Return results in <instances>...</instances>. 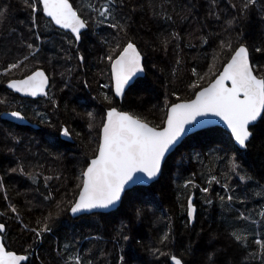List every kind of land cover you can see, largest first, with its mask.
Segmentation results:
<instances>
[{
	"label": "trees",
	"instance_id": "trees-1",
	"mask_svg": "<svg viewBox=\"0 0 264 264\" xmlns=\"http://www.w3.org/2000/svg\"><path fill=\"white\" fill-rule=\"evenodd\" d=\"M71 2L88 15L90 6L98 7L104 0ZM120 2L116 17L127 25L126 37L90 22L89 31L75 42L72 35L57 30L39 10L35 14L39 28L33 31L40 35V44H36L40 51L27 62L28 69L22 66L13 72L22 78L37 68L49 73L47 66L33 67L35 61L45 59L50 68L56 62L63 69L62 93L53 94L50 87L46 99H20L4 88L10 74H0V90L10 97L5 110L20 111L38 126L20 127L0 116V223L6 226V248L26 255L24 264H74L72 258L76 255L83 264H171L169 256H161L156 249L174 254L186 264H264L255 244L257 239L264 240V132L259 130L243 152L223 130L197 133L168 158L157 183L127 192L130 195L123 198L117 211L77 220L69 216L70 204L79 191L78 177L96 151L107 110L117 107L151 126L162 127L166 101L171 104L192 99L219 74L228 56L221 52L213 60V53L219 52L217 45L222 39L245 43L255 64L262 56L254 48L264 47V0H257L246 15L239 12L241 0ZM0 5L11 6L6 18L0 19L2 72L7 63L26 52L21 39L24 28L30 30L33 25L30 10L22 0H0ZM165 15L172 20H165ZM230 20L234 21L231 26ZM105 29L111 35L100 40L97 32ZM172 33H178L181 39H170ZM111 38L121 46L127 39L133 40L146 60L145 67L151 65L146 67L145 78L136 82L122 102L113 95L110 62L105 58L111 50H107ZM166 38L169 42L165 48ZM61 44L64 49L59 47ZM79 55L85 57L84 63ZM193 67L200 76L192 74ZM192 83L198 87H190ZM102 84L109 87L102 88ZM64 128L69 130L71 142L62 139ZM2 142L7 143L6 149L1 147ZM233 158L240 165L239 175L232 171ZM20 166L24 173L11 171ZM213 176L219 183L209 185ZM240 176L246 178L241 180ZM45 177L51 179L46 181ZM190 179L198 187H185ZM225 183L228 188L222 186ZM203 187L210 191L201 192ZM189 195L199 206L193 224L187 215ZM228 195L233 196L231 202ZM207 199L212 202L206 203ZM10 205L17 209L18 218ZM50 213L51 231L36 239L29 229L40 227ZM233 233L242 234L246 246L235 240ZM124 235L129 239L124 240ZM165 235L170 236L166 245L160 242Z\"/></svg>",
	"mask_w": 264,
	"mask_h": 264
},
{
	"label": "snow or ice",
	"instance_id": "snow-or-ice-1",
	"mask_svg": "<svg viewBox=\"0 0 264 264\" xmlns=\"http://www.w3.org/2000/svg\"><path fill=\"white\" fill-rule=\"evenodd\" d=\"M23 5L30 10L31 23L33 28L38 29L39 25L36 19V13L39 10L43 15L50 18L49 23L58 26L59 29L68 30L75 42L82 39L83 31L89 28V24L95 23L107 26L123 33L127 36V25L121 24L116 17V11L121 7L120 0H104V3L97 6H90L91 12L84 15L79 9L74 8L70 0H22ZM257 5V0H241L239 12L246 15L247 12ZM42 6V7H40ZM235 8L236 5H233ZM10 5H0V19L6 18L10 12ZM92 13L95 15L93 16ZM156 14V13H154ZM165 20H172L170 15L164 16ZM234 21H228L229 26ZM32 31V29H30ZM35 39L39 40V35L33 33ZM170 39L179 41L181 37L178 33H172ZM169 38L163 40L165 48ZM235 42V46L234 45ZM207 43V40H204ZM22 47L26 52L13 62L7 63L0 74L7 75L13 70L27 68V62L30 58L36 57L40 48L33 42L21 39ZM179 45L177 44V47ZM119 49L117 54L116 49ZM219 52L213 53V60L221 52H226L228 59L223 66L222 71L208 86L203 87L195 93L193 99L183 102H173L166 104L165 117L162 120V127L149 126L147 122L126 111H120L116 107H111L102 118L100 125V139L96 151L90 161L81 170L79 189L77 197L70 204L71 213H91L101 214L107 210L115 208L122 204L123 198H127L130 193L125 189L131 183H144L147 181H158L163 175L162 167L167 166V158H170L171 152L175 149L182 137L187 132L192 131L188 125L204 126L212 123L209 117H218L224 122L226 128L230 131L231 138L240 149H246L249 141L254 137L258 130L264 132L260 125H264V63L255 64L250 60L249 47L239 39H222L217 45ZM254 51L264 56V47H255ZM111 66V74L114 79L115 96L124 98L126 89L135 86L134 77L145 71L142 65V55L137 49L135 42L127 39L121 46L116 43L105 57ZM81 63L85 62V57L79 55ZM180 61L177 60V64ZM211 72V69L209 70ZM194 76H200L196 68H192ZM203 78V77H201ZM49 77L42 70L31 71L21 79H10L7 87L16 93L25 96L36 97L39 95L48 96L45 89L48 87ZM192 88L198 87L196 83L189 85ZM102 88L109 85L102 84ZM175 95V93H172ZM109 103L111 98L105 94L104 97ZM53 104L55 99L49 97ZM177 96V100H179ZM0 100V103H4ZM18 120H23L24 116L20 111H12L9 114ZM200 118V119H198ZM91 126V125H90ZM63 135L70 136L67 128H64ZM240 165L233 158L232 171L236 172ZM12 172L20 171L24 173L22 166L11 169ZM35 180L33 173L29 174ZM246 177L240 176L241 180ZM51 179L45 177V180ZM213 182L219 183V180L213 176L209 185ZM2 186V178H0ZM198 187L190 179L185 187ZM228 188L225 183L222 185ZM203 193L210 191L209 187L200 188ZM51 197H46L50 199ZM223 201L225 197H220ZM227 200L231 202L233 196L228 195ZM211 203L210 199L205 201ZM59 209L60 205H56ZM13 213H19L15 206L10 205ZM58 214V213H57ZM111 214V213H110ZM139 213H137L138 215ZM196 207L192 203V196L187 197V215L190 219H195ZM264 217V213H261ZM52 219V214L41 222L38 228H30L36 239H40L44 233L51 231L48 223ZM5 231V224L0 223V233ZM235 240L246 246V238L242 234L233 233ZM128 240L127 235L123 236ZM170 236L165 235L161 238V243L166 245ZM255 244L259 246L260 255L264 258V240L257 239ZM161 256L167 255L173 264H186L181 258L171 253H165L156 249ZM28 257L18 255L14 251L6 250L4 243L0 242V264H22ZM74 264H83L79 255L74 256ZM91 264V262H87Z\"/></svg>",
	"mask_w": 264,
	"mask_h": 264
},
{
	"label": "water",
	"instance_id": "water-1",
	"mask_svg": "<svg viewBox=\"0 0 264 264\" xmlns=\"http://www.w3.org/2000/svg\"><path fill=\"white\" fill-rule=\"evenodd\" d=\"M70 3H72L71 2V0H70ZM73 4V3H72ZM74 6V5H73ZM40 7H42V6H40ZM75 8V7H74ZM42 13V12H41ZM43 15V14H42ZM43 17L45 18V19H47V20H49L50 21V18H48L47 16H45V15H43ZM52 25L57 29V30H59V31H61V32H64V33H69L70 35H72L68 30H62V29H59V27L58 26H56V25H54L53 23H52ZM89 30V28L87 29V30H84L83 31V34L85 33V32H87ZM81 41V40H80ZM79 41V42H80ZM137 46V45H136ZM137 49L141 52V50L139 49V47L137 46ZM141 55H142V65L144 66V69H145V71L143 72V73H140V74H138L136 77H134V80L137 82L138 80H140V79H143V78H145V76H146V67H145V59H144V56H143V54H142V52H141ZM250 60H251V53H250ZM226 64V63H225ZM224 64V65H225ZM223 68V67H222ZM39 70H42V71H44L45 72V74L49 77V75L47 74V72L44 70V69H39ZM221 71H222V69H221ZM220 71V72H221ZM219 72V73H220ZM110 73H111V66H110ZM219 75V74H218ZM217 75V76H218ZM216 78V77H215ZM214 78V79H215ZM213 79V80H214ZM111 80H112V91H113V95H114V97H115V99L117 100V101H119V102H122L123 101V99L125 98H120V97H116L115 96V89H114V79L112 78V74H111ZM136 84V83H135ZM50 86H51V80H50V77H49V84H48V87L45 89V91L49 94V90H50ZM206 86H208V85H206ZM206 86H204V87H206ZM132 88V87H131ZM130 88V89H131ZM6 89H7V91H9V92H11V93H13V94H15V95H17L19 98H21V99H29V100H42V99H46L48 96H43V95H39V96H36V97H30V96H25V95H23V94H21V93H16V92H14L13 90H11V89H9L8 87H7V84H6ZM130 89H126V94H127V92L130 90ZM202 89V88H201ZM200 90V89H199ZM198 90V91H199ZM197 91V92H198ZM126 96V95H125ZM195 97V96H194ZM193 97V98H194ZM192 98V99H193ZM180 102H183V101H180ZM117 108V107H116ZM118 109V108H117ZM119 110V109H118ZM108 111V110H107ZM106 111V112H107ZM121 111V110H120ZM12 111H6V112H3L2 113V115H1V119L2 120H4V121H8V122H11V123H13V124H15V125H17V126H20V127H33V128H35V129H38V126L37 125H35V124H33L32 122H30L22 113V115L24 116V119L23 120H18V119H16V118H14V117H11L9 114L11 113ZM106 114V113H105ZM198 119H200V118H198ZM207 119H209V120H211L212 121V123H210V124H207V125H204V126H196V127H193V125H188L187 127H189V128H192V131H190V132H187L186 133V135L185 136H183L182 137V139H181V141L178 143V145L175 147V149L171 152V154H170V157L183 145V143L188 139V138H190L191 136H193V135H195V134H197V133H200V132H203V131H206V130H209V129H215V128H218V129H220V130H223V131H225L226 133H228L229 135H230V131L226 128V125L224 124V122L223 121H221L218 117H209V118H207ZM149 126H151L150 124H149ZM62 138L63 139H65V140H67L68 142H71V137L70 136H68V137H65L64 135H62ZM233 140V139H232ZM251 141V140H250ZM249 141V142H250ZM233 142L235 143V141L233 140ZM249 144V143H248ZM236 145V144H235ZM237 146V148L240 150V151H245L246 149H240L239 148V146L238 145H236ZM166 159L168 160V158L166 157ZM163 170H164V167H162V172H163ZM161 179V177L160 178H158V181ZM158 181H147L146 180V182H144V183H135V184H133V183H131L130 182V184L128 185V186H126V189H125V192L127 193V192H129V191H132V190H134V189H136V188H149V187H151L152 185H154L155 183H157ZM121 205L122 204H120V205H117L115 208H113V209H110V210H107V211H105V212H103V213H101V214H109V213H113V212H115V211H117L118 209H120V207H121ZM197 210V209H196ZM197 212V211H196ZM92 215H98V214H91V213H80V214H73V213H71V211H69V216L73 219V220H77V219H80V218H82V217H88V216H92ZM190 219V218H189ZM190 221H191V224H193L194 222H195V219H190ZM6 232V226H5V231L3 232V233H0V242H2V243H4V241H3V234ZM5 245V244H4ZM6 247V246H5ZM6 250H8L7 248H6ZM16 253V252H15ZM16 254H18V253H16ZM18 255H24V254H18ZM27 261V260H26ZM26 261H24V262H22V264H24ZM171 264H173V262L171 261Z\"/></svg>",
	"mask_w": 264,
	"mask_h": 264
},
{
	"label": "rangeland",
	"instance_id": "rangeland-1",
	"mask_svg": "<svg viewBox=\"0 0 264 264\" xmlns=\"http://www.w3.org/2000/svg\"><path fill=\"white\" fill-rule=\"evenodd\" d=\"M73 1L75 3H78L79 2V0H73ZM88 13H90V12H88ZM33 29L34 28L32 27V31H30L28 27H25L24 28V32L25 33L23 35V39L26 40V41H28V42H33L34 44L39 45L40 44V39L39 40L35 39V36L33 35V33H34ZM35 34L36 35H39L36 32V30H35ZM108 35L110 36L111 35V32L108 31V30H106V29L105 30H100L99 32H97V37H99V39L101 37L104 38L105 36H108ZM39 37H40V35H39ZM111 42H112V45H110L107 50L112 49L113 48V45H116V41H115L114 38H111ZM59 47L62 48V49H64V46L62 44L59 45ZM20 51H22V48H21ZM116 51H117V53H119L118 48L116 49ZM175 57H176V53L173 52L172 60H174ZM35 63H37V64H35V66H47L49 68L50 72L47 73V74H49V77H50V80H51V87H52L53 94L54 93L57 94V93H60V92L62 93L63 92V86H62L63 69H62V67H60L59 65H57L58 63L56 64V62H53V65L55 67L50 68L48 62L46 63L45 59H39V60L35 61ZM259 63H263L262 56L259 57ZM35 66H33V67H35ZM149 66H151V65H148V64L146 65V67H149ZM149 69H151V68H149ZM151 71L154 72L153 70H151ZM9 74L12 77V79H21L22 78V76H18V74H16L13 71L10 72ZM11 77L8 79V81L11 79ZM6 84L4 85V88L5 89H6ZM6 91H7V89H6ZM8 93H10V92H8ZM0 97H1L2 100L5 101L4 103H2L0 105V116H1L3 112H5V111H11V110H5L6 107H7V105H8V100H10V97L7 94L3 93L2 90H0ZM1 147L4 148V149H6L8 147L7 146V143L2 142ZM192 203L196 207V209H197V207L199 208V206L195 204V199L194 198H192ZM196 214H197V212H196ZM196 214H195V217H196Z\"/></svg>",
	"mask_w": 264,
	"mask_h": 264
},
{
	"label": "bare ground",
	"instance_id": "bare-ground-1",
	"mask_svg": "<svg viewBox=\"0 0 264 264\" xmlns=\"http://www.w3.org/2000/svg\"><path fill=\"white\" fill-rule=\"evenodd\" d=\"M36 67V66H35ZM33 68V67H32ZM28 69V68H27ZM4 76V75H3ZM6 104V103H5Z\"/></svg>",
	"mask_w": 264,
	"mask_h": 264
},
{
	"label": "flooded vegetation",
	"instance_id": "flooded-vegetation-1",
	"mask_svg": "<svg viewBox=\"0 0 264 264\" xmlns=\"http://www.w3.org/2000/svg\"><path fill=\"white\" fill-rule=\"evenodd\" d=\"M21 99V98H20Z\"/></svg>",
	"mask_w": 264,
	"mask_h": 264
}]
</instances>
